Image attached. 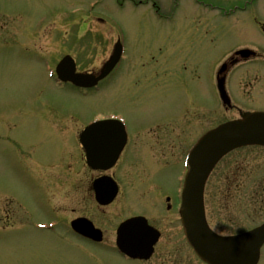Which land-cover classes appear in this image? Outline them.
Masks as SVG:
<instances>
[{
    "label": "rangeland",
    "instance_id": "rangeland-1",
    "mask_svg": "<svg viewBox=\"0 0 264 264\" xmlns=\"http://www.w3.org/2000/svg\"><path fill=\"white\" fill-rule=\"evenodd\" d=\"M154 1L162 8V17ZM186 3L190 1L0 0V210L9 204L6 210L12 218V222L0 220V264H136L126 262L113 250L78 248L70 237L37 230V222L60 221L67 204L59 206L62 198H53L52 188L40 182L37 169L47 183L50 174L36 160L49 163L48 167L57 162V157L72 161L77 155L76 131L102 117L123 120L131 134H137L178 120L187 112L192 118L184 121L188 127L179 131L185 149L211 124L237 118L236 111L218 115L221 103L215 87L216 58H224L222 64L227 54L229 58L238 49L264 52V37L249 34V29L256 31V25L247 17L222 20L191 3L193 9L182 10ZM243 4V0L230 1L234 6ZM170 5L178 9L173 11ZM257 5L264 22V0ZM117 40L125 49L119 68L122 74L105 91L84 95L72 87L60 90L49 79L45 60L53 62L70 54L81 70H98L110 58ZM207 58H211L210 64ZM208 64L210 71L205 69L203 73ZM249 67L240 76L228 77L229 92L241 107L264 110V79L256 82L253 77L248 81L253 83L250 88L241 84ZM248 91L252 92L250 96ZM201 98L203 104L199 103ZM202 108L213 117H203ZM244 154L248 156L246 161L254 162L248 165L251 168L241 184L264 180L260 175L264 172L261 151L250 149ZM224 166L222 163L209 180L208 213L215 209V202L219 210L220 204L223 206L224 196H219L218 188L223 185ZM72 167L80 170V163ZM184 171L185 165L181 175ZM55 185L60 186L57 182L53 188ZM172 186L170 183L169 188ZM252 192L248 193V214L241 229L233 225L237 231L264 222V212L258 216L252 213ZM133 194L137 190L126 187L121 198L124 206H119V215L109 221V227L134 215V211L151 213L147 204L132 205ZM160 217L165 220L166 216ZM213 219L219 234H232L233 226L228 227L224 218L218 215ZM162 226L175 233L182 230L178 223L165 222ZM173 246L179 248L183 264H200L184 239ZM259 264H264V250Z\"/></svg>",
    "mask_w": 264,
    "mask_h": 264
},
{
    "label": "flooded vegetation",
    "instance_id": "flooded-vegetation-1",
    "mask_svg": "<svg viewBox=\"0 0 264 264\" xmlns=\"http://www.w3.org/2000/svg\"><path fill=\"white\" fill-rule=\"evenodd\" d=\"M184 1H190L193 7L196 6L202 8L207 12L221 17L222 20L230 21V19L235 16H240L241 18L247 17L249 21H252V23L256 25V31L254 32L252 29H249L251 31L249 34L253 33L257 37H264V22H261V15H263V11H258V5L255 6L258 3V0H243V5L236 6L230 5L231 0ZM190 3H186L185 8L182 10L193 9ZM178 14L180 15V18H184L183 13L179 12ZM244 24L247 25L246 23H243V25ZM256 51L257 53L249 58L236 56L235 51L229 58H225V60L223 61L222 64H226L228 66L226 73V87L233 103V107L229 108L224 105L222 106V102L220 101L223 113L224 111L226 113H230L232 111L238 110V108H241V106L233 99L234 97H232L231 93L229 92L228 77L232 76L233 78L236 74L240 76L242 73L246 72L244 71L246 67L252 66L251 68L249 67L247 76L243 78V82H241V84H246V87L250 88L253 83H251L252 81H248L252 80L253 77L255 78L256 82H258L259 79H264V52H261L259 50ZM207 59L209 60L208 62L210 64L211 58ZM218 59L223 60L224 58ZM209 64L208 66L204 65L203 73L205 72V69L207 72L210 71ZM259 64H261L260 68ZM102 65L98 70L83 71L79 69L77 63L78 72H89L94 75L100 74V68L102 67ZM52 77L55 80V70L52 73ZM106 80L101 82L98 88L95 90H99L100 86L104 84ZM67 87L72 86L70 84H59L58 88L62 90L64 88L66 89ZM250 93L251 92L248 91L247 95L250 96ZM199 103L203 104V98H201ZM202 110L203 117H213L211 113H209L205 109L202 108ZM250 110L264 111L254 108ZM221 113L222 112H219L218 115ZM188 120V118L168 120L164 124L146 128L145 130L143 129V132L137 134H131V129H129L128 125L125 123L127 130L126 143L121 151L118 162L112 169L108 171L94 170L87 164L86 153L80 143V136L83 129L88 125L80 126V129L75 133L77 155L74 156L72 161L70 160L68 162V159L66 161L64 158L57 157V162L48 167L49 163L43 164L42 159L38 158L36 161L39 162L40 165H42V168H46L47 172L50 174L48 178V183L50 185L40 178L41 181L43 182V184L48 185L52 188L51 192L56 198H62V202L60 204H67V207L62 208L64 211V220H61L59 222L60 225L70 226L71 223L75 220L88 219L97 229L102 231L103 241L100 244H95L79 236L72 230L65 232L53 231L51 232L52 235L70 237L74 240V243L78 248L90 246L96 249L106 248L105 250L117 251L116 238L119 225L122 222L132 218L144 217L148 220L150 226L154 227L160 232V239L155 246L153 257L149 262H130L136 264H183V262H180L182 255L181 252H179V248L173 246L177 241L179 243H183V232L181 231V233H175L166 231L162 225L165 222H169L172 224L178 223V225H180L179 208L181 205V191L183 184L181 174L183 171L182 169L185 150L182 145V135L179 134V131L182 127L183 131L184 127H188L184 123V121ZM223 122L225 123L226 120L222 121L221 123ZM192 123L194 124V120ZM209 123H211V121ZM103 137L104 136H102V138ZM258 150H260L263 155L259 156V158H264V148H258ZM245 151L246 150L236 151L229 155L222 162L225 164L224 167L226 171L224 173L225 176L222 179L223 185L222 187L219 185L220 188L218 189H220V191L221 188L225 189L224 194H221L219 191V196H224V201L223 206L222 204H220V210L217 207L218 202H215V209L213 210V212L211 211V213H208L211 217L209 219V223L213 229L216 226L213 218L215 216L218 217V215L220 219L224 218V223H226L228 227L231 225H236L239 227V229H241L240 224L242 225L243 219L246 218L248 214V193L252 191H255L254 193H251V197L254 200V210L252 211V213H255L256 216L260 215V213L263 215L264 180H259L256 183L249 184H246V182L244 181L245 184H241L243 175L246 174L249 168H251L248 165H251L253 164L252 162H254L246 161V158L248 156L244 154ZM236 153H239L240 157H233V155ZM77 162L80 163V170L72 167L73 163ZM56 168H59L60 171L54 170ZM37 170L38 175L41 176L39 169ZM263 170L264 169H262V171ZM261 174L264 175V172L260 173V175ZM123 176H125L124 179ZM104 177L113 179L119 187L118 197L111 205H108L106 207L98 204L97 192L94 185L97 180L103 179ZM52 179L53 182H51ZM244 180L246 179L244 178ZM57 182L60 186L57 187V185H55V188H53L54 184ZM170 183H173V186L171 188H169ZM126 187L134 191L137 190V194H133V196L130 198L132 205L135 202H140V204L142 205L143 203L147 204V208L151 210V213L145 214L144 212L133 210L135 213L134 215L123 219L122 221L118 222L117 225L109 227V221H113V217L119 215V212L117 210L120 207L124 206L121 203V198L125 195ZM220 212L221 214L218 215L212 214ZM161 214L166 216L165 220L163 219V217H160ZM103 218H105L104 221L99 220ZM160 221L162 223L164 222L161 226H159L158 224ZM263 223L264 222H262L261 224ZM256 227L257 226L251 229H254ZM230 229L232 234H230L229 236L235 235L233 233L239 234L250 230H239V232L237 231V227L234 226ZM263 250L264 248L262 249V255Z\"/></svg>",
    "mask_w": 264,
    "mask_h": 264
},
{
    "label": "water",
    "instance_id": "water-1",
    "mask_svg": "<svg viewBox=\"0 0 264 264\" xmlns=\"http://www.w3.org/2000/svg\"><path fill=\"white\" fill-rule=\"evenodd\" d=\"M120 57L121 49L117 47L113 58ZM115 62L116 60L112 62L111 69ZM62 66L60 72L63 71ZM220 92L223 99H226L224 80L221 82ZM95 128L96 125L89 132L94 131ZM87 134L90 135L86 132ZM254 145L264 146V114L262 113L244 115L242 121L225 124L210 132L201 139L189 157V171L185 179L181 208L182 221L188 243L208 264H258L259 262L260 251L264 245V226L239 237H219L207 225L203 198L206 182L218 162L236 149ZM104 184L99 187L101 202L108 205L116 197L117 189L110 186V190H107ZM137 224L131 221L122 226L120 239L123 242L120 248L132 258L148 259L155 245V242L151 241L153 232L151 229L147 231L145 226L137 228ZM134 230L143 233L131 237L130 233ZM156 237L158 238V235Z\"/></svg>",
    "mask_w": 264,
    "mask_h": 264
}]
</instances>
